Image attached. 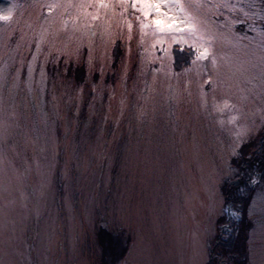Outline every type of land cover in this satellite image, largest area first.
Listing matches in <instances>:
<instances>
[{
	"label": "rangeland",
	"instance_id": "374dc122",
	"mask_svg": "<svg viewBox=\"0 0 264 264\" xmlns=\"http://www.w3.org/2000/svg\"><path fill=\"white\" fill-rule=\"evenodd\" d=\"M164 10L0 0V264H264V0Z\"/></svg>",
	"mask_w": 264,
	"mask_h": 264
},
{
	"label": "trees",
	"instance_id": "16d2710c",
	"mask_svg": "<svg viewBox=\"0 0 264 264\" xmlns=\"http://www.w3.org/2000/svg\"><path fill=\"white\" fill-rule=\"evenodd\" d=\"M174 54H175V66L178 67V68H181V66L183 64L188 65L189 63L192 62V60L195 57V53H194V50L192 48L180 49V48L176 47V49L174 50ZM84 67H85V65L74 66L73 64H71L70 67H69V70H68V74L69 75H74L75 77L77 75H82V74L84 75V73H85V68ZM81 78L82 77H80L79 79H81ZM262 135H264V133H262ZM257 139H258V137H257ZM261 141H264V138L261 139ZM259 142H260V140H259ZM245 164H247V166H253L254 163H251V162L249 163V161L246 160ZM236 188H240L241 189V187H239V186L238 187L234 186V188L231 189V190L235 191V190H237ZM238 200H242V197H240L239 193L236 192L235 195H233L232 197L228 198V204H233L235 201H238ZM228 206H230V205H228ZM244 214H245V211H244ZM99 230L100 231H99L98 240H100L102 243L100 241L99 242L105 247L106 251L112 252V253H110V256L115 255L114 259H113L114 260L113 264H115V262L117 263L119 260L123 259L124 250L125 249H124V247L120 246L122 240H119L118 237L115 236V234L110 229L100 228ZM217 235L218 236L216 237V239L213 242V244H211V248H210V251H212V248H214V250H213L214 257H216L219 254L223 253L222 251H224V253H225L226 246H231L232 248L236 249V247H237V243H235L236 241H232V240L230 241L229 240V238H230L229 236H228V238L226 237V238L223 239L222 235H220V234H217ZM240 235L242 237L241 251H240L241 252V254H240L241 257H240V259L242 258L244 260L243 261V263H244V262L248 261V244H247V239H246L247 238L246 228L242 229V231L240 232ZM223 248H225V249H223ZM232 251H237V250H232ZM104 260H105V258H104Z\"/></svg>",
	"mask_w": 264,
	"mask_h": 264
},
{
	"label": "snow or ice",
	"instance_id": "6c2138e0",
	"mask_svg": "<svg viewBox=\"0 0 264 264\" xmlns=\"http://www.w3.org/2000/svg\"><path fill=\"white\" fill-rule=\"evenodd\" d=\"M138 4H142L147 11H145V15L151 16L153 12L158 17H164V18H157L155 20V25L157 28L164 30L165 28L171 29L174 26H178V21H176L173 17L170 16L168 12H166L164 9L165 7L171 2V0H136ZM178 3L179 0H176ZM181 11L183 9L181 8ZM10 19V15H4L3 13H0V20H8ZM171 21V22H169ZM190 30L195 31L196 25L194 23H189ZM204 55H207V49H205ZM227 105V102H225Z\"/></svg>",
	"mask_w": 264,
	"mask_h": 264
},
{
	"label": "flooded vegetation",
	"instance_id": "af4514ba",
	"mask_svg": "<svg viewBox=\"0 0 264 264\" xmlns=\"http://www.w3.org/2000/svg\"><path fill=\"white\" fill-rule=\"evenodd\" d=\"M223 229H224V231H223ZM223 229H222V231H221V235H222V238L224 239V237H225V225H224ZM213 250H214V248H212V251H210V252H211V260L214 259V253H213ZM220 256H222V257L220 258L221 260H219L217 264H226V262H225V258L223 257V253H222V254H219L217 257L219 258ZM231 256H232V255H231ZM211 260L209 261L208 264H214L213 261H211Z\"/></svg>",
	"mask_w": 264,
	"mask_h": 264
},
{
	"label": "water",
	"instance_id": "95a60500",
	"mask_svg": "<svg viewBox=\"0 0 264 264\" xmlns=\"http://www.w3.org/2000/svg\"><path fill=\"white\" fill-rule=\"evenodd\" d=\"M232 184L235 185V186H238L239 181H238V180H234V181H232ZM225 227H226V226H225ZM223 231H224V229H223Z\"/></svg>",
	"mask_w": 264,
	"mask_h": 264
}]
</instances>
